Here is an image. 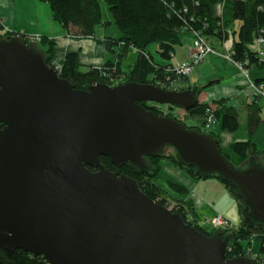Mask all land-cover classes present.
Instances as JSON below:
<instances>
[{
  "label": "water",
  "instance_id": "95a60500",
  "mask_svg": "<svg viewBox=\"0 0 264 264\" xmlns=\"http://www.w3.org/2000/svg\"><path fill=\"white\" fill-rule=\"evenodd\" d=\"M196 101L195 88L147 82L79 89L35 40L1 37L0 246L48 264H261L247 254L227 258L231 233L203 234L99 161L148 171V156L171 147L196 176L228 183L243 220L264 229V165L251 157L246 169L234 167L210 133L142 106Z\"/></svg>",
  "mask_w": 264,
  "mask_h": 264
},
{
  "label": "trees",
  "instance_id": "16d2710c",
  "mask_svg": "<svg viewBox=\"0 0 264 264\" xmlns=\"http://www.w3.org/2000/svg\"><path fill=\"white\" fill-rule=\"evenodd\" d=\"M49 4L54 21L60 24L65 33L75 38L91 37L97 43L104 44L109 53L115 55L114 62H106L101 66L82 67L78 63V54L68 51L58 63L59 77L70 81L74 87L79 88L94 83H105L110 86L123 84V82H138L157 84L164 89L181 90L180 81L187 80V76L179 75L172 63L161 64L154 61L153 54L147 49L149 45H155L154 51L160 58L169 60L177 43H181L186 34L191 38H201L211 48L227 40H232L231 58L248 71H262L256 81L264 80V0H41ZM101 1L104 2L111 14L109 20L103 18ZM216 10H219L215 13ZM110 24H114L119 31L118 36L105 35L97 37L96 30L100 27L105 30ZM1 29V26H0ZM10 31L1 32V37H7ZM12 33V32H11ZM38 41L47 56V64L56 66L54 60V44L46 36ZM28 41V40H27ZM45 47V48H44ZM221 48L220 52H226ZM192 87L190 84L184 88ZM178 88V89H177ZM194 88V87H193ZM197 94L200 89L195 88ZM255 98V99H254ZM248 105L251 115L247 118L248 138L246 141H234L227 149L220 146V137L214 131L210 132L217 139V146L230 162L239 169L242 165L254 157L264 165V149H258L251 141V135L255 129L259 117L258 111L263 109L258 98L254 96ZM219 101L198 103L197 101L188 109L185 115L203 114L205 119L206 109L213 107V114L221 129L234 132L239 128L238 112L232 108L221 106ZM155 115L171 116L181 121L179 115L161 106L142 104ZM187 125V124H186ZM200 132H206L201 126H195ZM171 148V147H170ZM166 147L164 153L157 156H148L150 167L148 171H136L130 165H117L107 156H100L99 161L107 169L133 178L141 191L149 198L162 203L181 214L183 220L198 228L203 234L211 235L216 229L209 230L201 226V218L195 212L193 202L187 198V187L180 182L169 179L162 170V163L168 162L179 170H183L190 178L200 180L204 178H217L216 174L208 177L195 175L193 165L180 163L175 156V150ZM168 150H170L168 152ZM90 170L95 168L89 167ZM163 176L165 182L157 181ZM219 179V178H217ZM220 180V179H219ZM162 181V180H161ZM224 189L237 202L240 211V222L226 230L223 235L231 233L232 239L226 248L227 258L249 254L252 243L259 246L255 257L264 259V229L257 225H248L243 220V203L235 198L234 191L228 183L220 180ZM0 264H48L45 259L36 254L15 249L11 252L0 246Z\"/></svg>",
  "mask_w": 264,
  "mask_h": 264
},
{
  "label": "crops",
  "instance_id": "0c3cea01",
  "mask_svg": "<svg viewBox=\"0 0 264 264\" xmlns=\"http://www.w3.org/2000/svg\"><path fill=\"white\" fill-rule=\"evenodd\" d=\"M216 12H219V10H216ZM0 26V33L13 31L21 34H34L35 32L43 37L46 36L51 40L52 44H54L53 51L55 58L54 60L56 61V63L60 62L63 59L64 54H66L68 51H74L76 52V54H78V63H80L82 67L101 66L106 62L115 61V55L109 53L106 50L104 44L97 43L91 37L77 39L65 33L60 24L53 20L52 12L50 10L49 4L46 1L0 0ZM106 30L107 29L103 30V34L110 35ZM111 33L115 36H118L119 34L116 32ZM189 37L191 38V36ZM231 44L232 40L230 39L216 46H218L219 48H223L224 50H230L232 48ZM189 45H191V43H188L186 51L179 58H177V63L175 61V58L173 59V57L176 56L177 50L174 51L173 56L169 60H165L160 58L159 55L156 54V52L154 51L155 45H149L147 49L153 54L154 61L161 64H166L169 62L177 66L178 63H181L186 59L188 48L190 47ZM233 67L235 71L234 77H232L231 82L223 83L221 81L222 76L220 75L219 71L215 70V68H213L209 72H202L198 68H196L195 71H197L198 73L196 81L191 82L189 80L190 76L192 78V71L188 75L187 80L180 81L181 83L179 85V87L182 88L181 90L193 87L199 88L200 91L197 94L198 103H208L212 104L213 107H216L217 105L212 102H220L221 99V106L225 108L235 109L238 112V122L240 123V126L234 132H230L227 129L222 130L221 125H217V123L219 122H217L215 126L211 128V131H214L219 135L221 141L220 146H222L223 149H227L228 145L235 140L246 141L249 136V129L247 125L248 123L246 122L247 118L251 115V112H249L248 105L246 104V97L249 96L250 90L247 89L245 80L242 79L240 70L237 69L235 65ZM252 72L255 73L254 77H259L263 74L262 71L253 70L251 71V73ZM189 84L192 87L184 88ZM258 101H260L259 105L262 107L263 100H261V98H258ZM186 116L187 125L198 126L201 125L203 121V114H192ZM258 117L259 121L250 137L251 141L256 145L258 149H264V107L263 109H260V111H258ZM258 158L259 159L257 160H261L262 155H260ZM169 166L170 168L168 169L169 171H167L166 175L169 179L176 180L181 184H184L188 188L189 193L187 195V198H189L190 201L193 202L195 212H197L199 218H205L210 214L221 212L230 220L229 216L233 215L232 209L234 210L236 208L237 202L229 194L227 189H220L215 199L212 198V202H210L213 206L212 208L208 204H206V202L203 203L204 200L202 201L201 199L202 196H209L205 190H202L203 186L208 183L206 179H192L182 169L179 170L172 164H170ZM162 167H164V163H162ZM201 180L203 181V184H201ZM213 200H215L216 202H214ZM239 222L240 218L238 223ZM258 246L259 245L256 242L252 243V246L250 247L251 252L257 253Z\"/></svg>",
  "mask_w": 264,
  "mask_h": 264
},
{
  "label": "rangeland",
  "instance_id": "374dc122",
  "mask_svg": "<svg viewBox=\"0 0 264 264\" xmlns=\"http://www.w3.org/2000/svg\"><path fill=\"white\" fill-rule=\"evenodd\" d=\"M101 10L103 11V18L105 19V20H109L110 18H111V14H110V12H109V10L107 9V7H106V5L104 4V2L103 1H101ZM215 13L216 14H218L216 11H215ZM107 30L106 31H108V33L109 34H112L111 32H116V33H119V31L117 30V27L114 25V24H110V26H108L107 28H106ZM96 32H97V37H99V36H102L103 35V28H99V29H97L96 30ZM23 35H25L26 37H27V40L29 41V39H28V37L30 38V37H34V36H36V35H39L40 36V38L38 39V40H35L37 43H38V41H40V39L42 38L41 37V35L40 34H37V33H35L34 32V34H24L23 33ZM75 38V37H74ZM94 39V38H93ZM182 41H181V43H177L176 44V46H175V49L174 50H177V52H176V56L175 57H173V59L175 58V61H176V63H177V58H179L185 51H186V48H187V45H188V43H191V45H189L190 47L192 46V44H193V42H194V40H195V38H190L189 37V35H185V36H183L182 38ZM41 47V46H40ZM216 48H217V51L218 52H220V50H221V48H219L218 46H216ZM43 49V48H42ZM221 56H222V54H220ZM64 56H65V54H64ZM209 56V57H208ZM219 57V56H217L216 54H210L209 53V55H207L206 57H204L203 59H200V61H198V63L194 66V68H193V72H192V78H191V76H190V78H189V80L191 81V82H193V81H196V77H198V73H197V71H195L196 70V68H198L200 71H202V72H209L210 70H212L213 68H215V70L216 71H219V73H220V75L222 76L221 77V81L223 82V83H226V82H231V80H232V77H234V71H235V69H234V63L233 62H230L228 59H226V58H224L223 56L222 57ZM208 57V58H207ZM64 58V57H63ZM208 60H207V59ZM204 61V62H203ZM234 65H233V64ZM236 66V65H235ZM237 67V66H236ZM237 69H238V67H237ZM240 70V69H239ZM214 72V71H213ZM240 72H241V70H240ZM249 76L251 77V78H254V75H255V73L254 72H252L251 73V71L249 70ZM241 74H242V72H241ZM189 75V74H188ZM188 77V76H187ZM242 79L243 80H245L244 79V76H243V74H242ZM210 82V81H209ZM184 83V82H183ZM178 89V88H177ZM246 103V102H245ZM247 104V103H246ZM248 105V104H247ZM181 117H179L181 120H183L185 123H186V120H187V116L185 115V113H181ZM187 124V123H186ZM217 125H219L220 126V124L219 123H217ZM188 126H190V125H188ZM198 126H202L203 127V130H206V127L203 125V121H202V123H201V125H198ZM213 126H215V125H213ZM172 148H170V150H171ZM170 150H168V152L170 151ZM164 163V167H162V170H164L166 173H167V171H169L168 169L170 168V164H171V162L170 163H168V162H163ZM248 165H249V162L248 161H246V163L244 164V165H242V169H246L247 167H248ZM164 177L163 176H160L159 177V175H158V178H157V181H159V183L161 182H165L164 181ZM204 179H206L207 181H208V183L207 184H205L204 186H203V191L205 190L207 193H208V195L210 196H202L201 197V199H202V201H203V203H205L206 202V204H208L210 207H212L213 208V206L211 205V203L210 202H212V198L213 199H215V197H216V195L219 193V191H220V189H223L224 187H222L223 185H222V183L220 182V180L219 179H217V178H204ZM162 180V181H161ZM201 182V184H203V181L201 180L200 181ZM188 189V188H187ZM214 202H216L215 200H213ZM220 207H222V206H220ZM217 213H219V214H221V215H223V216H225L223 213H221V212H217ZM232 216H229V218H230V221L233 223V224H235V225H237L238 224V221H239V218H240V211L237 209V206H236V208L233 210L232 209ZM212 215H215V214H210L209 216H207V217H210V216H212ZM226 217V216H225ZM227 218V217H226ZM204 227H205V229H207V230H209L210 228H211V226L209 225V224H206V225H204Z\"/></svg>",
  "mask_w": 264,
  "mask_h": 264
},
{
  "label": "built area",
  "instance_id": "2783aa9c",
  "mask_svg": "<svg viewBox=\"0 0 264 264\" xmlns=\"http://www.w3.org/2000/svg\"><path fill=\"white\" fill-rule=\"evenodd\" d=\"M39 38H40L39 35L30 37V38L28 37L29 41L38 40ZM209 53L216 54L219 56L220 54H222L224 58L228 59L230 62H233L238 67V69L241 70L244 76V79H245L246 87L248 90H250L249 96L246 97L247 103L250 104L254 96H256L258 98H261V100H263V107H264V80L256 81L255 79L251 78L249 76V73H248L249 71L247 69L241 67L240 64H237L236 62L233 61V59L231 58V49L230 50L227 49L226 52H218L216 49L211 48L210 45H206L201 40V38L197 37L195 38L192 46L188 48L186 59L183 62L177 64V66L175 67V71L179 75L188 76V74L192 72L194 66L198 63V61H200V59H203L204 57L209 55ZM55 67L56 69L58 68V63L56 64ZM213 111L214 110L212 106L206 109V116H205V119L203 120V125L206 127L207 130H211L213 125L217 123V120H216L215 115L213 114ZM172 112L179 115V117L182 116L181 113L178 114L177 109H173ZM200 223H201V226L209 224L211 228L213 229L218 228V229H223V230H226L229 227L233 226V223L228 218H226L225 216L219 213H216L215 215H212L210 217H205V219L201 220ZM261 264H264V259H262Z\"/></svg>",
  "mask_w": 264,
  "mask_h": 264
},
{
  "label": "flooded vegetation",
  "instance_id": "af4514ba",
  "mask_svg": "<svg viewBox=\"0 0 264 264\" xmlns=\"http://www.w3.org/2000/svg\"><path fill=\"white\" fill-rule=\"evenodd\" d=\"M4 125L0 123V128H2Z\"/></svg>",
  "mask_w": 264,
  "mask_h": 264
},
{
  "label": "bare ground",
  "instance_id": "6f19581e",
  "mask_svg": "<svg viewBox=\"0 0 264 264\" xmlns=\"http://www.w3.org/2000/svg\"><path fill=\"white\" fill-rule=\"evenodd\" d=\"M162 108V107H161Z\"/></svg>",
  "mask_w": 264,
  "mask_h": 264
}]
</instances>
